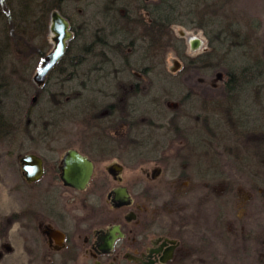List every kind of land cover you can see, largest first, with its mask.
I'll return each instance as SVG.
<instances>
[{
  "label": "trees",
  "instance_id": "trees-1",
  "mask_svg": "<svg viewBox=\"0 0 264 264\" xmlns=\"http://www.w3.org/2000/svg\"><path fill=\"white\" fill-rule=\"evenodd\" d=\"M95 2L97 10L91 13L83 0H0V143L10 156H23L26 140L33 139L36 130L47 142L60 137L55 128L74 126L81 139L73 145L89 149L86 153L95 157L120 145L108 135L124 124L128 126L123 143L127 163L152 160L168 150L177 152L173 146L180 142V155L196 157L194 166L206 179L218 173L217 147L252 179V191H264L260 20L241 15L235 0ZM54 11L68 21L72 38L46 83L37 88L32 77L51 50L48 25ZM188 24L203 33L209 49L195 58L186 54V42L172 30ZM168 52L184 68L218 65L222 74L216 99L193 98L190 90L181 87H157L176 81L165 73ZM150 76H154L151 85ZM51 78L56 79L52 88ZM31 95L36 102L25 105ZM165 99L177 107L161 109ZM39 104L44 109L35 116L33 107ZM37 214L25 208L3 216L2 244H8L13 224L35 219Z\"/></svg>",
  "mask_w": 264,
  "mask_h": 264
},
{
  "label": "rangeland",
  "instance_id": "rangeland-1",
  "mask_svg": "<svg viewBox=\"0 0 264 264\" xmlns=\"http://www.w3.org/2000/svg\"><path fill=\"white\" fill-rule=\"evenodd\" d=\"M95 1L83 0V4L90 5L88 8L91 13L97 10ZM235 2L241 15L245 13L260 20V33L264 38V0ZM172 30L186 44L192 38L201 41L200 48L194 51L189 50L187 45L186 54L189 57L195 58L208 52L203 33L194 25L188 24L185 28L173 26ZM164 60L165 73L175 77L176 81L173 85H168V81H165L164 86L157 84V87L174 90L181 87L184 92L190 90L193 98L196 95L202 100L216 99L219 76L222 74L218 65L184 68L173 52H168ZM153 78L154 76H150L147 79L150 85ZM55 81L56 79L51 78L49 87L52 88ZM143 83V91L148 93L149 87L146 82ZM34 97L31 95L25 105H31ZM19 104L22 106L23 103L20 101ZM176 107L175 103L165 99L161 109L172 110ZM41 108L44 109L42 104L33 107L35 116ZM121 114L124 116L123 104ZM163 125H166L165 122ZM127 129L128 126L123 124L108 136L126 145ZM74 130H77L74 126L55 128L60 142L53 144L49 140L44 145L40 144V133L36 130L33 139L26 140L28 147L25 154L38 157L40 154L48 155V149L57 145L61 148L54 155L61 157L67 148H77L73 143L81 138L74 134ZM177 145L174 143L173 147ZM126 150L127 148L125 157L128 156ZM221 150H216L218 173L214 176L210 174L205 183L172 179L164 171L157 173L158 167L153 163H144L132 169L133 163H127L129 159L126 162L122 184L133 187L140 183L149 192L147 198L134 202L147 214L149 222L158 232L168 231L169 236L180 242L177 256L170 264H264V191H252V179L240 173ZM15 157L16 155L10 156L8 148L0 143V219L25 208L38 214L35 219H25L11 226L8 244L3 245L0 241V264H40V188L45 187V180L26 183L20 170V157ZM108 162L110 161H99L95 164L92 184L101 182L104 163ZM135 203L127 210H133Z\"/></svg>",
  "mask_w": 264,
  "mask_h": 264
},
{
  "label": "flooded vegetation",
  "instance_id": "flooded-vegetation-1",
  "mask_svg": "<svg viewBox=\"0 0 264 264\" xmlns=\"http://www.w3.org/2000/svg\"><path fill=\"white\" fill-rule=\"evenodd\" d=\"M44 142L40 132V144ZM51 142L59 143L60 139ZM55 146L48 149V155L40 154V182L45 180V187L40 188V264H170L175 259L180 242L168 231L158 232L134 202L147 198L149 192L140 183L133 187L122 184L127 166L124 145L111 147L95 157L79 145L56 157L54 153L61 147ZM182 148L178 142L174 148L177 152L168 150L152 160L134 162L132 169L153 163L158 167L157 173L164 171L172 179L205 183L201 169L194 166L196 157L180 155L178 150ZM217 149L214 148L216 160ZM69 150H75L92 164V175L84 190L66 187L61 180V162ZM99 161L110 162L104 163L101 182L92 184ZM133 203V210H127Z\"/></svg>",
  "mask_w": 264,
  "mask_h": 264
},
{
  "label": "water",
  "instance_id": "water-1",
  "mask_svg": "<svg viewBox=\"0 0 264 264\" xmlns=\"http://www.w3.org/2000/svg\"><path fill=\"white\" fill-rule=\"evenodd\" d=\"M48 36L51 50L45 59L36 69L32 82L37 88H41L47 81L49 74L63 58L67 44L72 38L68 21L54 11L49 17ZM199 40L193 38L190 40L192 49H196ZM36 98L32 99L34 103ZM19 165L22 177L28 184L36 183L42 175V162L40 157L34 154H26L19 159ZM61 180L66 187L75 190H84L90 181L92 175V164L75 150H69L61 162ZM125 199L127 194L124 195ZM126 200L124 203H126Z\"/></svg>",
  "mask_w": 264,
  "mask_h": 264
},
{
  "label": "built area",
  "instance_id": "built-area-1",
  "mask_svg": "<svg viewBox=\"0 0 264 264\" xmlns=\"http://www.w3.org/2000/svg\"><path fill=\"white\" fill-rule=\"evenodd\" d=\"M199 42H200V41H199ZM201 45H202V43L200 42L199 45H198V48H200ZM198 48H197V49H198Z\"/></svg>",
  "mask_w": 264,
  "mask_h": 264
},
{
  "label": "bare ground",
  "instance_id": "bare-ground-1",
  "mask_svg": "<svg viewBox=\"0 0 264 264\" xmlns=\"http://www.w3.org/2000/svg\"><path fill=\"white\" fill-rule=\"evenodd\" d=\"M193 39V38H192ZM201 42V41H200Z\"/></svg>",
  "mask_w": 264,
  "mask_h": 264
}]
</instances>
